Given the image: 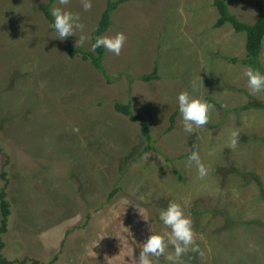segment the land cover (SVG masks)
Returning <instances> with one entry per match:
<instances>
[{
	"label": "rangeland",
	"instance_id": "1",
	"mask_svg": "<svg viewBox=\"0 0 264 264\" xmlns=\"http://www.w3.org/2000/svg\"><path fill=\"white\" fill-rule=\"evenodd\" d=\"M48 1L0 0V191L11 204L4 257L138 264L139 245L165 230L159 212L174 201L193 219L204 252L184 264H264V93L250 95L248 66L226 59L246 56L247 33L231 23L217 28L214 0H129L105 33L127 36L120 56L106 51L107 76L66 53L78 36L53 38L42 11ZM225 1L240 20L256 22V0ZM92 2L90 11L80 0L68 6L91 37L107 0ZM80 48L92 50V39ZM156 65L159 79L139 78ZM193 81L194 94L215 109L189 134L177 96ZM116 102L146 115L152 146ZM233 131L236 149L228 147ZM194 143L210 166L204 180L187 164Z\"/></svg>",
	"mask_w": 264,
	"mask_h": 264
},
{
	"label": "clouds",
	"instance_id": "2",
	"mask_svg": "<svg viewBox=\"0 0 264 264\" xmlns=\"http://www.w3.org/2000/svg\"><path fill=\"white\" fill-rule=\"evenodd\" d=\"M71 0H58V6L51 10L53 22L51 28L56 33L55 37L61 41L72 36H78L76 47H83L91 35L86 33V25L82 22L79 12L71 11L68 6ZM84 11H90L93 7L92 0H80ZM79 33V35H78ZM127 36L120 31L114 35H100L95 37L92 50L105 49L108 53L120 56L125 47ZM247 79V88L250 95L264 93V70L249 65L242 73ZM192 91H182L177 96L178 111L183 122V131L194 134L196 129L202 128L209 123L211 113L215 105L203 96L195 95L197 82H192ZM239 143V132L233 131L230 136L228 147L236 149ZM189 167L195 166L198 177L204 180L210 173V166L201 159L199 150L195 143L188 156ZM159 221L165 226V230L153 233L139 247L141 249L138 264H155L163 257L166 264H184V257L189 253L204 255L196 243V231L194 221L185 212V206L178 202H169L166 208L159 212ZM171 249V251H169ZM155 258V261L154 259Z\"/></svg>",
	"mask_w": 264,
	"mask_h": 264
},
{
	"label": "trees",
	"instance_id": "3",
	"mask_svg": "<svg viewBox=\"0 0 264 264\" xmlns=\"http://www.w3.org/2000/svg\"><path fill=\"white\" fill-rule=\"evenodd\" d=\"M129 0H107V6L102 13L101 19L97 23L93 33H92V44L94 43L95 37L104 35L109 28L113 24L112 16L113 12L118 9V7L128 2ZM257 6L259 8L258 18L255 23H246L240 20V18L234 14L229 5L225 0H214V5L217 7L219 11V19L215 23L217 28L223 27L226 23H231L234 30L236 32H246L247 33V43H246V56L244 58L237 57H226L227 60L231 62L237 63L242 62L246 66H254L259 67L261 70H264L263 66L260 63V55L263 49L264 43V2L262 0H256ZM56 0H49L46 4L42 6V11L45 17L49 20L50 24L53 22V18L51 16V10L53 8ZM66 53L72 57H79L84 61H90L96 69L100 70L104 75L108 76L104 66L105 54L106 50L103 48H98L95 51L93 50H84L80 47H75L71 43H67L65 47ZM160 73L158 69V65L155 66L154 70L149 74H144L139 78L144 81H153L159 79ZM116 110L125 116L129 117V119L133 122H139L141 124L142 134L148 140L149 146H152L153 135L151 132L150 121L143 113H135L132 109L131 103H122L116 102L115 104ZM244 107V108H248ZM177 112L172 115V124L170 129L174 127V123L176 120ZM169 129V130H170ZM8 160L6 161V165L8 164ZM5 165V166H6ZM4 178H6V172L2 174ZM117 192V189H114L112 192V196ZM7 190L6 187H3L0 191V207L2 220L0 225V237L8 231L9 228V220L11 215V204L7 198ZM4 248V242L0 241V262L1 264H13V261H9L4 257L2 250ZM27 260L20 261V263H25ZM33 264H52L51 263H43L37 259L31 260Z\"/></svg>",
	"mask_w": 264,
	"mask_h": 264
}]
</instances>
